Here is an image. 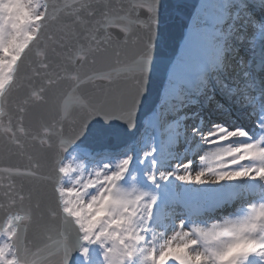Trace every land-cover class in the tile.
I'll return each mask as SVG.
<instances>
[{
    "label": "snow or ice",
    "instance_id": "1",
    "mask_svg": "<svg viewBox=\"0 0 264 264\" xmlns=\"http://www.w3.org/2000/svg\"><path fill=\"white\" fill-rule=\"evenodd\" d=\"M0 264H264V0H0Z\"/></svg>",
    "mask_w": 264,
    "mask_h": 264
}]
</instances>
